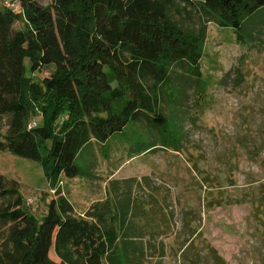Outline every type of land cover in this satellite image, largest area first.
Here are the masks:
<instances>
[{"label": "trees", "instance_id": "16d2710c", "mask_svg": "<svg viewBox=\"0 0 264 264\" xmlns=\"http://www.w3.org/2000/svg\"><path fill=\"white\" fill-rule=\"evenodd\" d=\"M14 2L0 0V150L39 161L56 192L38 218L20 183L0 173V264H165L167 246L155 241L167 233L166 213L153 205L155 197L146 209L135 203L131 185L112 179L117 185L108 186L106 198L78 214L58 181L94 178L78 159L130 126L141 132L132 138L131 157L182 151L185 135L170 130L172 104L187 106L203 82L209 24L248 39L251 19L264 26V0ZM24 17V27H16ZM46 66L53 67L49 75H35ZM259 216L264 228V212ZM195 238L180 245L177 264H227Z\"/></svg>", "mask_w": 264, "mask_h": 264}, {"label": "rangeland", "instance_id": "374dc122", "mask_svg": "<svg viewBox=\"0 0 264 264\" xmlns=\"http://www.w3.org/2000/svg\"><path fill=\"white\" fill-rule=\"evenodd\" d=\"M38 1L48 5L52 0ZM25 21L24 17L15 26L24 27ZM261 23L258 18L249 21L251 37L245 40L238 39L231 27L209 24L203 82L189 92L187 106L172 104L176 116L170 121V130L174 135H185L182 151L161 148L131 157L132 144L136 143L132 138L141 135L133 126L124 134L114 135L108 145L94 143L93 151H85L78 163L96 176H62L58 181L78 214L105 199L110 193L108 186L112 191L117 185L110 181L118 179L121 185H131L136 204L139 201L150 209L153 196L157 201L153 205L164 207L166 223L162 229L168 230L155 242L164 241L167 246L165 264L179 263L178 249L192 234L201 249L214 246L227 264H264V228L259 222V214L264 212ZM262 28L263 33H259ZM52 69L46 66L35 75H49ZM175 93L179 101L182 95L179 90ZM180 114L186 119L184 124L182 119L177 120ZM0 173L20 183L25 201L35 198L27 207L42 217L55 194L44 166L0 150ZM177 252L178 257L174 255Z\"/></svg>", "mask_w": 264, "mask_h": 264}, {"label": "built area", "instance_id": "2783aa9c", "mask_svg": "<svg viewBox=\"0 0 264 264\" xmlns=\"http://www.w3.org/2000/svg\"><path fill=\"white\" fill-rule=\"evenodd\" d=\"M5 5L9 6V7H17L18 4L16 2H14V0H4ZM36 125V121L34 120L33 122H31L30 126ZM52 190L55 189L56 192V188H51ZM35 198H31L29 201L27 200V206H29L32 202H34Z\"/></svg>", "mask_w": 264, "mask_h": 264}]
</instances>
